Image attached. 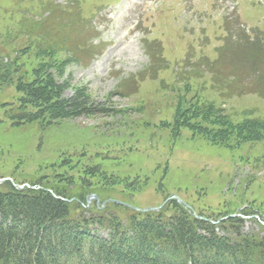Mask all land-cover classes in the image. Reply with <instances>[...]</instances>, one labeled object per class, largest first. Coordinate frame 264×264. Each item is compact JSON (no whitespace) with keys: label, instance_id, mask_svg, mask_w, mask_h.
<instances>
[{"label":"rangeland","instance_id":"374dc122","mask_svg":"<svg viewBox=\"0 0 264 264\" xmlns=\"http://www.w3.org/2000/svg\"><path fill=\"white\" fill-rule=\"evenodd\" d=\"M46 2L48 13L40 7ZM72 10L87 25L82 50L76 42L62 50L54 39L62 34L52 32ZM239 33L264 35V0H0V104L16 102L15 84L32 81L39 68L66 82L63 96L84 86L107 108L50 123L11 125L1 117L0 179L24 186L52 183L61 174L73 191L87 182L83 206L94 212L111 202L139 211L175 199L192 215L233 213L243 219V232L258 231L257 223L264 225V139L226 148L185 127L176 132L173 121L176 107L194 101L222 108L233 123L246 115L264 119L257 94L220 96L209 74H187L190 61L215 59V47L228 37L235 44ZM45 49L54 53L42 55ZM89 167L95 171L86 173ZM110 213L128 226L127 210L114 206Z\"/></svg>","mask_w":264,"mask_h":264},{"label":"trees","instance_id":"16d2710c","mask_svg":"<svg viewBox=\"0 0 264 264\" xmlns=\"http://www.w3.org/2000/svg\"><path fill=\"white\" fill-rule=\"evenodd\" d=\"M40 7L47 13L50 10L47 2ZM62 9L68 11L65 6ZM71 13L72 17L58 18L52 32L62 36L54 35V39L62 50H70L69 45L74 42L82 50L87 36L81 30L87 25L78 13ZM229 25L227 21V29ZM261 35L246 39L239 33L235 44H231L230 37L225 38L224 45L215 49L213 60L202 57L191 62L188 56L192 68L187 72L189 78L209 74L211 87L220 96L251 93L264 99ZM40 53L50 57L54 52L45 49ZM67 62L63 60L58 65L63 68ZM37 71L32 81L15 84L20 94L16 102L0 104V121L5 117L11 125L42 120L50 123L107 111L84 86L63 96L66 82H58L39 68ZM230 117L212 103L194 101L184 108L176 107L174 129L178 132L182 127L188 128L192 135L226 148L264 139L263 118L246 115L233 123ZM94 171L89 167L86 173ZM109 178L112 185L118 184L119 178ZM66 179L55 174L52 183L39 180L22 188L9 180L0 183V264H264V225L257 223L258 231L243 232V219L239 216L223 212L222 216L211 217L201 212L198 216L202 219L190 214L175 199L166 201L157 211H135L111 202L103 212H94L83 206L89 193L87 182L82 180L73 191L72 180ZM113 205L127 210L128 226L124 227L110 213ZM219 218L222 219L218 221Z\"/></svg>","mask_w":264,"mask_h":264},{"label":"water","instance_id":"95a60500","mask_svg":"<svg viewBox=\"0 0 264 264\" xmlns=\"http://www.w3.org/2000/svg\"><path fill=\"white\" fill-rule=\"evenodd\" d=\"M0 181H3V179H0ZM19 187H21V186H19ZM92 197H95V195L91 196V198ZM91 198L87 199V202L90 201ZM150 209H155V208H150Z\"/></svg>","mask_w":264,"mask_h":264}]
</instances>
